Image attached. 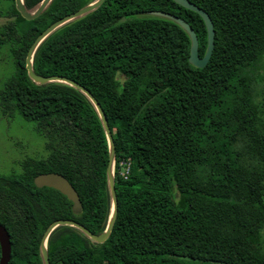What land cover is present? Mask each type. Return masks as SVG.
Here are the masks:
<instances>
[{
    "label": "trees",
    "instance_id": "16d2710c",
    "mask_svg": "<svg viewBox=\"0 0 264 264\" xmlns=\"http://www.w3.org/2000/svg\"><path fill=\"white\" fill-rule=\"evenodd\" d=\"M41 0H22L31 11ZM94 0H49L26 20L13 0L0 12V42L13 41V72L0 88L2 111L45 130L47 155L0 174V224L7 264H42L41 235L55 219L104 230L110 197L108 143L98 114L78 89L34 83L26 51L50 23ZM213 24L206 64H189V39L163 11L186 21L202 56L200 16L173 0H102L50 32L32 53L38 75L84 87L107 121L114 146L116 215L102 243L74 227L48 234L49 264H264V0H188ZM259 96L260 99H257ZM129 157L123 179L119 158ZM61 174L79 209L38 173Z\"/></svg>",
    "mask_w": 264,
    "mask_h": 264
},
{
    "label": "water",
    "instance_id": "95a60500",
    "mask_svg": "<svg viewBox=\"0 0 264 264\" xmlns=\"http://www.w3.org/2000/svg\"><path fill=\"white\" fill-rule=\"evenodd\" d=\"M14 1V6L15 9L18 11L21 17H23L26 20L33 19L36 17L46 6V4L49 2V0H41L37 6L29 11L27 10L23 3L22 0H13ZM102 0H94L85 6H82L78 8L77 10L66 14L57 20L53 21L50 23L47 27H45L32 41L30 46L28 47L25 57H24V67L26 70V75L27 77L33 81L34 83L42 84L46 82H62L67 85H70L76 89H78L80 92H82L93 104L100 123L102 125V128L104 130L106 140L108 143V162L106 165V182H107V189L110 197V208H109V215L106 221V225L103 231L99 233H92L90 232L87 228H85L82 224L72 220V219H55L51 221L45 230L43 231L40 242H39V253L41 257L42 264H49L48 258H47V252H46V246H45V241L50 233V231L55 228L56 226L59 225H68L71 227L76 228L79 230L82 234H84L90 241L96 242V243H102L108 236L113 220L116 215V198H115V193H114V186H113V161H114V146L112 142V138L110 135V131L107 125L106 118L104 116V113L102 112L100 106L96 102V100L93 98V96L86 90L84 87L80 86L76 82L65 78L63 76H58V75H48V76H43V75H38L33 72L32 67H31V58H32V53L35 50L36 46L54 29H56L58 26L74 19L77 17H80L94 8H96ZM175 3L178 5L189 9L191 11L196 12L200 18L203 21V24L205 26V31H206V45H205V50L202 54V56H198L197 54V38L195 35V32L193 29L190 27V25L184 21L182 18L173 15L168 12H163V11H152L150 12L151 14L167 18L173 22H175L177 25H179L184 32L187 34L188 39H189V54H188V62L194 67L201 68L203 67L210 54L212 51L213 47V35H214V30H213V24L208 16V14L201 9L200 7L194 5L188 0H173ZM33 183L37 187H51L56 190H58L60 193L65 195L67 199L72 201V209L73 210H78L79 209V201L77 198V194L72 187V185L67 181L65 177H63L61 174L55 173V172H44V173H38L33 177ZM9 253H10V245H9V239H8V234L5 230V228L0 224V264H7L8 259H9Z\"/></svg>",
    "mask_w": 264,
    "mask_h": 264
},
{
    "label": "rangeland",
    "instance_id": "374dc122",
    "mask_svg": "<svg viewBox=\"0 0 264 264\" xmlns=\"http://www.w3.org/2000/svg\"><path fill=\"white\" fill-rule=\"evenodd\" d=\"M10 1L0 0V12L8 7ZM7 20L9 18L0 15V30L1 24ZM13 44V41L5 39L0 42V88L14 69L10 52ZM262 88L264 89V85ZM47 134L45 130L36 127L33 122L25 120L20 115L3 112L0 105V174L20 172L21 162L25 158L45 157L47 149L44 144ZM262 235L264 237V226Z\"/></svg>",
    "mask_w": 264,
    "mask_h": 264
},
{
    "label": "built area",
    "instance_id": "2783aa9c",
    "mask_svg": "<svg viewBox=\"0 0 264 264\" xmlns=\"http://www.w3.org/2000/svg\"><path fill=\"white\" fill-rule=\"evenodd\" d=\"M114 166V161H113ZM116 172L121 178H127L130 170V159L129 157L119 158L116 162Z\"/></svg>",
    "mask_w": 264,
    "mask_h": 264
},
{
    "label": "flooded vegetation",
    "instance_id": "af4514ba",
    "mask_svg": "<svg viewBox=\"0 0 264 264\" xmlns=\"http://www.w3.org/2000/svg\"><path fill=\"white\" fill-rule=\"evenodd\" d=\"M6 230V229H5ZM7 232V231H6ZM8 239H9V236H8ZM9 245L11 246V243H10V241H9ZM9 256H10V253H9ZM9 260V259H8Z\"/></svg>",
    "mask_w": 264,
    "mask_h": 264
}]
</instances>
